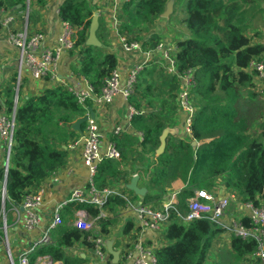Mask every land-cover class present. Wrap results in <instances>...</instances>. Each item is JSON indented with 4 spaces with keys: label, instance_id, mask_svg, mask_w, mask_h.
Here are the masks:
<instances>
[{
    "label": "trees",
    "instance_id": "obj_1",
    "mask_svg": "<svg viewBox=\"0 0 264 264\" xmlns=\"http://www.w3.org/2000/svg\"><path fill=\"white\" fill-rule=\"evenodd\" d=\"M47 1L36 0V3L46 6ZM167 2L132 0L126 3L120 33L142 42L143 50L155 49L163 39L158 33L151 32L150 27L165 12ZM26 6L27 0H0V9L21 11L26 10ZM185 12L180 23L190 36L175 41L174 59L178 72L193 70L197 82L193 90L196 113L191 134L182 138L171 134L164 153L155 157L162 132L166 128L176 130L181 127L183 116L178 102L179 79L162 67L150 65L140 73L135 94L129 99V104L137 111L131 119L132 127L143 134V139H129L127 135L114 139L123 162L143 165L138 171L146 178L149 193L143 198L134 197L140 198L144 205L160 206L172 184L181 180L185 184L179 194L178 209L181 212L185 211L186 199L195 189L216 193L221 186L236 191L243 201L260 206L264 204V113L258 117L261 119L259 124L257 119L249 120L242 115L239 106L242 89L253 85V77L246 69L251 61L264 54V44H252L247 34L251 19L263 14L264 0H188ZM58 13L63 21L79 28L75 47L82 60L79 66L73 67V72L87 79L98 93L117 68V55L85 45L94 15L89 0H64ZM102 29L99 38L107 45ZM141 32L149 34L140 38ZM12 92L9 87L4 106L6 114H11L14 109ZM87 106L89 104L86 107L80 105L67 88L58 86L27 97L17 107L6 179L4 166L0 167V219L3 207L6 213L11 205H20L32 188H39L50 175L66 165L68 151L65 147L80 137L72 125L88 112ZM143 109L147 113H142ZM209 138L211 142L199 148L194 146V141ZM130 179L131 173L121 170L120 163L105 160L99 166L96 181L98 187L103 188L119 182L126 184ZM5 182L6 198L3 200ZM127 207L129 202L126 199L111 198L105 206L108 214L99 219V233L110 236L111 229L118 222L117 215ZM83 208L92 217L101 213L90 206H70L65 223L53 235V243L41 248L36 255H49L64 264H85L83 256L71 258L64 253V249L77 243L93 247L88 232L68 224L66 215L71 216ZM241 222L250 225L247 217ZM133 227V223L128 222L122 233H129ZM222 232L221 225L210 219L184 222L178 212L171 210L164 231L166 243L156 252L157 264H203L214 238ZM2 235L1 232L0 240ZM230 247L237 259L246 262L253 258L257 242L233 236Z\"/></svg>",
    "mask_w": 264,
    "mask_h": 264
},
{
    "label": "built area",
    "instance_id": "obj_2",
    "mask_svg": "<svg viewBox=\"0 0 264 264\" xmlns=\"http://www.w3.org/2000/svg\"><path fill=\"white\" fill-rule=\"evenodd\" d=\"M131 1L132 0H113L115 11L111 17V21L113 23V30L120 39L123 51L127 54H138L141 57L140 61L123 69L126 73L125 77H123L118 67L113 70L98 93L94 92L90 83L86 90L74 88L68 90L73 93L78 103L84 107L89 103V100H92L99 107H105L114 103L117 97H121L127 104L130 112V119H132V116L137 113V111L129 104V99L135 94L138 77L140 73L150 65H157L158 68H164L168 74L176 75L181 83L178 102L179 110L183 116V122L177 133H179V135L181 134L182 137L190 135L191 123L196 113V107L193 102V90L197 82L194 72L193 70L184 71L182 73L178 72L177 63L174 59L177 50L175 45L163 41L155 49L143 50L142 42L133 40L127 35L120 33L121 20L119 19L121 12L117 13V10L119 8L122 10V6ZM25 11L23 26L19 29L14 26L16 23L15 16L10 13L7 14L5 9H0V29L5 33L10 45L15 47L19 52L17 83L15 85V104L17 103L18 90L25 70L30 73L33 80L41 81L46 77L55 79L62 55L65 52L76 50L75 43L79 31V28L61 19L62 33L58 38V43L54 46H48L45 43V34L43 32L29 31L27 25L29 15L28 8ZM246 71L252 75L253 85L250 88H243L242 91H248L251 95L264 98V54L251 61ZM15 104L11 114L0 112V140L5 146L6 153L4 165L5 179L8 175L10 154L16 129L17 108ZM86 114H89V112ZM85 124V129L80 133V137L71 142L68 147L70 149L77 147L81 148L83 164L89 170V180L86 187L74 189L69 195L56 204L52 212V218L46 223L40 236L33 240L29 246L21 252L18 261L12 254L7 233V223L4 221V238H2V241L5 246L9 264H64L62 261H54L49 255L36 254L44 246L53 243L54 233L65 223L63 217L65 210L73 205L90 206L100 210V215L96 217L90 216L85 208L76 211V219L72 225L90 234L88 239L93 243L91 249L99 264H108L111 262V256L108 254L106 248L107 237L99 233V219L108 214L105 206L111 198H124L129 202V206H132V200L129 196V190L123 183L117 186L110 185L103 188L98 187L96 179L98 177L100 164L105 160L122 162L121 152L114 139L109 141L104 139L95 118L92 119L89 117ZM122 133L123 128L120 125L115 127L113 132L114 136H120ZM211 141L212 139L210 138L202 141H194V146L199 148L202 144ZM103 144L106 145L104 150L101 148ZM135 175L142 177L143 173H134L132 176ZM179 194L180 190H175L172 193L166 194L160 206L144 205L142 203L138 205L135 204L133 208L136 212L138 231L151 230L155 233H163V239L165 240L164 231L171 210L178 212L179 217L184 222L207 218L220 224L224 229L226 238L229 240L233 236L244 240H256L257 249L253 257L257 259L260 264H264V204L256 206L253 202L243 201L236 191L227 189L223 186L219 187L216 193L198 188L193 191L191 197L186 199V209L184 212H181L178 209L180 202ZM44 195V187L41 186L37 190L30 192L21 203L23 214L20 222L25 231H33L39 226L41 221L39 209L43 204ZM5 198L6 193L3 187L2 199L4 200ZM230 207H234L239 213V216L237 219L229 220L227 223H224L223 219L228 215ZM244 217L249 218V226L241 222V219ZM160 247L148 246L145 245L141 239H134L133 241H129V245H125L123 255L125 261L130 264H157L158 259L156 252ZM35 255L36 258L33 260L32 256Z\"/></svg>",
    "mask_w": 264,
    "mask_h": 264
},
{
    "label": "crops",
    "instance_id": "obj_3",
    "mask_svg": "<svg viewBox=\"0 0 264 264\" xmlns=\"http://www.w3.org/2000/svg\"><path fill=\"white\" fill-rule=\"evenodd\" d=\"M27 1L28 5L26 6V9L28 8L29 12L27 25L29 31L43 32L45 34L46 45L54 46L56 43H58V38L62 33V20L59 16L58 11L60 5L64 0H48L46 6H41L37 4L36 0ZM89 3L93 7L94 15H99L100 29L98 31V37L99 33H101L102 27L103 39L107 42L106 46L115 49L113 53H115L118 58L117 67L119 68V70H121L123 77H125L126 73L123 71V69L129 65H132L135 62H139L141 57L138 54H127L123 51L122 44L120 42V39L118 38L117 33L113 30V23L111 21V17L113 16V13L115 11V5L113 4V0H89ZM17 9H5V11H7V14L10 13L15 16L16 23L14 24V26L20 29L23 26V16L26 11H19ZM117 13H120L119 20H121L120 23L122 24V22L124 21L123 6L122 10L121 8L117 10ZM257 18L258 16L251 19L252 24H255ZM185 35H188L187 31ZM248 37L251 38V36ZM164 42L169 43V41ZM251 43L264 44V39L260 42H257L256 39L253 38L251 40ZM81 60L82 55L80 54L78 49L71 52H65L62 55V59L58 67L57 76L55 79L46 77L41 81L33 80L30 76V73L25 70L20 88L18 90L17 103L15 104V81L19 65V52L15 47L10 45L5 33L2 29H0V112H4L5 110L4 106L7 100L6 93L9 87H12L14 91L12 92V97L16 108L27 97L32 95H40L44 90L48 88L62 86L67 89L74 88L78 90H86L89 84L88 80L82 76L76 75L73 72V67L79 66ZM88 104L89 106H87V110L88 108H91L93 110L95 114V119L99 125L100 131L105 140L109 141L115 139L116 136H114L113 132L115 127L119 125L123 128L122 136L127 135L129 139H143V134L141 132H137L132 127L128 106L121 97H117L114 103L105 107H99L92 100H89ZM142 111L143 113L146 112L145 109H143ZM180 128L181 127H179L177 131L174 130V132L171 134H173L175 137H177L176 135L179 136V133L177 132ZM67 129L68 128L66 127L65 130ZM105 147L106 145L103 144L101 147L102 150H104ZM65 149H67L68 151L66 165L59 169L57 172L50 175L41 185L42 187H44L45 195L43 204L39 209V214L41 217L39 226L33 231H25L23 229L20 222L23 214V210H21V204L11 205L6 211V213L5 211L3 212L2 216H4H1L3 219V223L4 221H6V223L9 222L7 225L8 238L10 240L12 254L17 261L21 252L24 251L33 240L40 236V234L45 228L46 223L52 218V212L56 204L60 202L64 197L69 195L74 189L84 188L88 183L89 170L83 164L81 148L77 147L74 149H70L67 146L65 147ZM134 149H136V147H134ZM5 159V146L0 140V167L5 165ZM118 163H120L121 170H126L131 173V178L133 177L132 175L134 173H139L140 171L138 170L141 169V166H143L142 164L133 161H122ZM142 181L143 178L140 176L138 186L146 187L144 184H142ZM184 187V182L181 180H177L172 184L171 189L173 188V191L182 190ZM35 189L37 190L38 188H32L31 190L35 191ZM129 196L132 200V206L120 210L116 218L118 222L111 229L110 236L107 237L108 240H114V249L120 252V258L117 264H130L125 261V257L123 255L125 245H129V241H133L134 239H141L145 245L153 247H160L163 243L166 242V240L163 239V233H155L151 230L135 231L136 228H138V223L136 220V212L133 206L135 204L138 205L142 202L140 200L141 197L139 199L135 198L134 196L137 195H135L133 192H131ZM68 210L69 209L67 208L64 212V220L65 214L68 212ZM234 211L236 210L234 209ZM9 213L11 214L10 217L8 216ZM75 214L76 212L71 216L66 215L68 217V224L74 223L76 219ZM237 214L239 216L238 212ZM227 218L228 215L223 219L224 223H227L229 221L227 220ZM128 222H132L134 227L129 233L123 234L122 228ZM0 241H2V239ZM1 245L3 247L0 248V264H9V261L5 258L6 251L4 243ZM224 247H228L231 249L230 240L226 238L225 232L221 233L215 238V240L211 244L207 256L211 255L214 249L222 250ZM64 253L66 256L71 258L83 256V258L86 259L85 264H99L93 250L82 245L81 243H77L73 247L64 249ZM211 256H213V254ZM32 259H34V256H32ZM206 259L208 258L206 257ZM110 264H113L112 258Z\"/></svg>",
    "mask_w": 264,
    "mask_h": 264
},
{
    "label": "rangeland",
    "instance_id": "obj_4",
    "mask_svg": "<svg viewBox=\"0 0 264 264\" xmlns=\"http://www.w3.org/2000/svg\"><path fill=\"white\" fill-rule=\"evenodd\" d=\"M187 2L188 0H168L166 6L167 7L166 9L168 10H165V12L158 19V21L152 27H150V31L158 33L162 37L163 41H169L168 44L171 43V45H175V41L186 36L185 35L186 31L188 32L187 36H190V32L180 23V20L184 17L186 13L185 5ZM148 34L149 33L141 32L139 34V37L144 38L147 37ZM248 35L251 36V39L253 38L256 39L257 42H260L261 40L264 39V12L263 14H261V17L260 15H258L255 24L250 25L248 30ZM16 83H17V77H16L15 85ZM250 94L248 93V91H244L242 93V102L239 107L242 115L247 117L249 120L255 121L256 119L258 120V117L262 113H264V98L261 96H257V95L253 96ZM260 121L261 119L258 120L257 123L260 124L261 123ZM54 129L57 130L55 126ZM179 138H182L181 134L179 135ZM142 178H143L142 184L146 186L147 182L146 179L143 177V175ZM113 185L117 186L118 184H113ZM172 192H173V188L172 189L170 188V190H168L166 194ZM4 209L5 208L3 207L2 212H4ZM8 216L10 217L11 214L9 213ZM2 217L0 219V233L2 232L3 234L4 223ZM237 217L238 214L236 211H234V207H230L228 211L227 220H234L237 219ZM217 236H219V234L216 235V237ZM3 238H4V234H3ZM212 254L213 256H211ZM212 254L207 256L208 259H206V261H204L203 264H257V261L255 260L254 257L251 258L250 261H246V262L237 259L232 253L231 249L228 247H224L222 250L214 249ZM6 256L5 258L8 260V256L7 257Z\"/></svg>",
    "mask_w": 264,
    "mask_h": 264
},
{
    "label": "water",
    "instance_id": "obj_5",
    "mask_svg": "<svg viewBox=\"0 0 264 264\" xmlns=\"http://www.w3.org/2000/svg\"><path fill=\"white\" fill-rule=\"evenodd\" d=\"M19 7L20 6H18L17 8H19ZM166 10H168V9H166ZM99 29H100L99 15H93L85 45L97 47V48H102V49H106L110 52H114L115 51L114 48L104 45L101 42V40L99 39V37H98ZM88 110H89V114H85L83 117H81L77 121H75V123H73V125H72L73 130H75L79 133H82L83 132L82 125L87 122L88 118L89 117L92 119L95 118V114H94L93 110L91 108H88ZM173 132H174V130L171 128H166L162 132V135L160 136V146L155 151L156 157H159L160 155H162L164 153L165 148H166L167 138ZM139 178H140L139 175L133 176L131 178L130 182L126 184V188L129 191L133 192L135 195L143 198L149 193V190L147 187L138 186ZM4 189H5V193H6V184L4 186ZM21 210H23V208H21ZM1 244H3L2 241H0V245ZM106 248H107L108 254L112 258L113 264H117L119 262L120 252L114 249V240H112V239L108 240L107 239L106 240Z\"/></svg>",
    "mask_w": 264,
    "mask_h": 264
}]
</instances>
